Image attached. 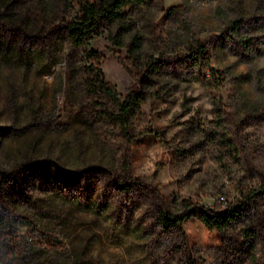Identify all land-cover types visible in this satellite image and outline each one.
<instances>
[{
	"label": "rangeland",
	"instance_id": "rangeland-1",
	"mask_svg": "<svg viewBox=\"0 0 264 264\" xmlns=\"http://www.w3.org/2000/svg\"><path fill=\"white\" fill-rule=\"evenodd\" d=\"M50 1L16 0L10 30L0 27V171L14 170L10 182L0 183V219L12 223L4 229L0 222V264H153L156 257L158 264H187L185 250L192 264H264V190L254 194L264 186V0H147L130 19L131 31L104 25L79 48L57 33L42 40L77 11L67 0ZM111 34L123 36L121 48ZM199 43L209 65L194 69L181 57ZM92 48L102 56L105 80L121 94L147 69L145 119L133 127L136 135L142 127L151 134L129 143L115 123L90 114L99 100L87 87L95 77L89 65L96 61L85 54ZM126 155L131 178L159 189L173 214L195 206L183 233L173 229L161 239L168 249L161 257L131 228L62 200L54 191L62 177L25 169L32 158L55 160L77 174L63 188L76 194L100 177L97 164L122 175ZM244 202L223 231L199 218L202 210ZM147 205L130 227L152 223ZM251 228L254 236H247ZM6 230L18 238L17 259L5 252Z\"/></svg>",
	"mask_w": 264,
	"mask_h": 264
},
{
	"label": "trees",
	"instance_id": "trees-1",
	"mask_svg": "<svg viewBox=\"0 0 264 264\" xmlns=\"http://www.w3.org/2000/svg\"><path fill=\"white\" fill-rule=\"evenodd\" d=\"M15 2L16 0H0V27L2 29L10 30V25L16 15ZM146 2L147 0H67L69 5H74L77 8L75 14L50 28L45 33V36H43V39L37 38L44 40L52 34L57 33L74 48H79L83 44L93 41L101 33V27L104 25L117 24L122 31L128 33L132 29L130 19ZM233 29L236 30V26ZM11 30L13 29L11 28ZM111 38L116 48L119 49L124 45L121 34H111ZM136 38L139 37L135 36L132 44L133 51L136 50L140 43ZM3 41H5L4 38L0 40V43L3 44ZM117 53L120 54V51H117ZM85 54L89 60L96 61V63L92 62L89 65V69L95 72V77L88 80L87 87L90 96L98 97L99 100L94 101L90 114L95 118H105L115 123L120 129V134L129 143L134 141L138 136L151 134V130L142 127L140 133L136 135L133 127L134 122L142 124L145 119L141 105L143 100L141 84L144 82L147 69L140 72L141 77L136 80L132 88L121 94L114 85L105 80L100 67L101 54L93 48L86 50ZM209 58L206 45L201 43L188 46L185 49L183 57H181L182 60L188 61L194 69L208 66ZM120 62L131 73L125 64V58L120 56ZM101 99H105L106 101L103 102ZM97 103H101V106L95 107L94 105ZM39 168L43 169L44 176L49 177L54 175L55 179H57L56 181L60 182L63 179V186L54 190L56 195L62 200L75 203L80 210L95 212L99 215L104 214L117 227L123 226L125 230L131 228L137 235L146 240L144 245L153 247L156 254L160 257L163 252H168L166 244L161 239L166 240L165 236L168 237L173 229L183 233L181 223L193 215L195 208L194 204L186 203V209L182 214H173L166 208L159 189L145 186L139 178H131V161L128 155H126L124 160V172L122 175L112 172L108 165L97 164L94 170L98 171L100 177L95 182L88 179L87 183L81 187L82 191L76 194L63 190V188L70 187V182L75 180L77 177L75 172L64 171L59 162L50 158L40 160L29 159L25 167L26 170ZM19 171L21 172L22 170ZM13 173L14 170L0 171V183L3 184L5 182L7 184L10 182ZM57 177L62 178L58 180ZM64 179L66 180L65 182ZM19 183L16 182L14 185L20 187ZM143 188H147V192L144 193L145 198L133 199L131 195L133 189L140 190ZM263 190L264 186L254 191V194H258ZM24 197L25 201L31 198L29 195H25ZM4 203L3 187L0 186V206L3 209H5ZM146 204L152 210L150 216L152 223L138 227V222L133 227H130L135 220V214ZM244 204H247V202L238 205H228L227 208L215 207L202 210L199 218L209 229L223 231L226 227L230 226L232 220L235 219ZM124 211H127V213H124ZM141 215L143 218L146 217L145 213ZM5 217L0 219V222L4 223V229L9 228L12 224L10 220L5 221ZM254 232V228H251L246 235L254 236ZM5 235L10 240V242L5 244V252L12 259L21 257L19 256L22 252L17 243L18 238H14L10 230H6ZM13 239L14 243L12 242ZM182 248H185V246L183 245ZM184 254V257L188 259L187 264H192L188 251L185 250ZM156 259L158 257L154 259L153 264H158V260ZM178 264H180V261Z\"/></svg>",
	"mask_w": 264,
	"mask_h": 264
}]
</instances>
